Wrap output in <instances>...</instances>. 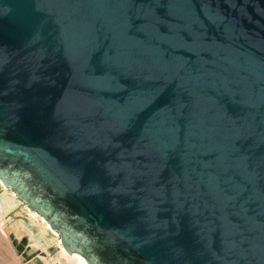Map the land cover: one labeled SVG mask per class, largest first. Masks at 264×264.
I'll return each mask as SVG.
<instances>
[{
  "label": "water",
  "instance_id": "1",
  "mask_svg": "<svg viewBox=\"0 0 264 264\" xmlns=\"http://www.w3.org/2000/svg\"><path fill=\"white\" fill-rule=\"evenodd\" d=\"M0 186L87 264H264V0H0Z\"/></svg>",
  "mask_w": 264,
  "mask_h": 264
},
{
  "label": "bare ground",
  "instance_id": "2",
  "mask_svg": "<svg viewBox=\"0 0 264 264\" xmlns=\"http://www.w3.org/2000/svg\"><path fill=\"white\" fill-rule=\"evenodd\" d=\"M13 194H8L0 186V264H24V260L12 247V239L16 242L26 240L29 253L39 252L29 263L25 264H87L84 259L73 253H66L61 247L57 233L36 214L27 215V223L16 222L14 219L6 220L15 209Z\"/></svg>",
  "mask_w": 264,
  "mask_h": 264
},
{
  "label": "rangeland",
  "instance_id": "3",
  "mask_svg": "<svg viewBox=\"0 0 264 264\" xmlns=\"http://www.w3.org/2000/svg\"><path fill=\"white\" fill-rule=\"evenodd\" d=\"M14 219V221L23 222L24 224L27 223V215L21 211V208L15 209L10 215L6 217V220ZM58 238V237H57ZM59 240V239H58ZM26 240H21V242H16L12 239V247L15 251L21 255L25 263H29L39 252H31L29 253L30 248L27 246Z\"/></svg>",
  "mask_w": 264,
  "mask_h": 264
}]
</instances>
